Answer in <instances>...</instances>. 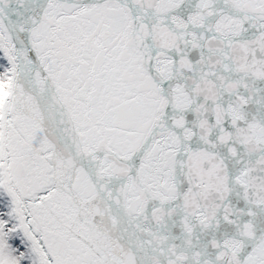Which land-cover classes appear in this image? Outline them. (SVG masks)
I'll list each match as a JSON object with an SVG mask.
<instances>
[{
	"label": "snow or ice",
	"instance_id": "obj_1",
	"mask_svg": "<svg viewBox=\"0 0 264 264\" xmlns=\"http://www.w3.org/2000/svg\"><path fill=\"white\" fill-rule=\"evenodd\" d=\"M0 264H264V0H0Z\"/></svg>",
	"mask_w": 264,
	"mask_h": 264
}]
</instances>
